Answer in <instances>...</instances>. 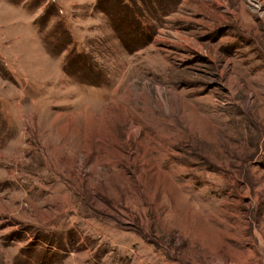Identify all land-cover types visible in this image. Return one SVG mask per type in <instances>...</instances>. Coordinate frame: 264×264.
<instances>
[{"label": "rangeland", "instance_id": "1", "mask_svg": "<svg viewBox=\"0 0 264 264\" xmlns=\"http://www.w3.org/2000/svg\"><path fill=\"white\" fill-rule=\"evenodd\" d=\"M0 264H264V0H0Z\"/></svg>", "mask_w": 264, "mask_h": 264}]
</instances>
